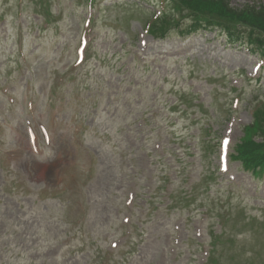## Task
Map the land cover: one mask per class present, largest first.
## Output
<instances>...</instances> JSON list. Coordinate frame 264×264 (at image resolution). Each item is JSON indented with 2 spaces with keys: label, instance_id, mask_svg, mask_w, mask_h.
<instances>
[{
  "label": "rangeland",
  "instance_id": "obj_1",
  "mask_svg": "<svg viewBox=\"0 0 264 264\" xmlns=\"http://www.w3.org/2000/svg\"><path fill=\"white\" fill-rule=\"evenodd\" d=\"M162 1L0 0V264H264V178L218 160L264 68L214 32L145 37Z\"/></svg>",
  "mask_w": 264,
  "mask_h": 264
},
{
  "label": "trees",
  "instance_id": "obj_2",
  "mask_svg": "<svg viewBox=\"0 0 264 264\" xmlns=\"http://www.w3.org/2000/svg\"><path fill=\"white\" fill-rule=\"evenodd\" d=\"M184 6L188 9H195L197 11L214 14L218 17L225 16L227 19L241 20L242 22H248L254 24L257 28L264 30V9H255L252 7H245L242 12L233 11L228 7L227 3L223 0H182ZM165 25H161V29L165 28ZM158 30V31H160ZM157 31V32H158ZM241 151L242 157L247 158V162H251V158L255 160L262 159L257 152L251 148H243Z\"/></svg>",
  "mask_w": 264,
  "mask_h": 264
}]
</instances>
